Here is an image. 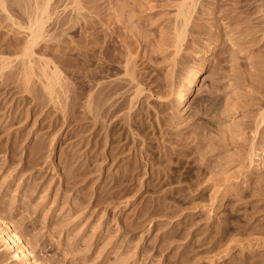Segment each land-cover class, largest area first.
I'll return each instance as SVG.
<instances>
[{
  "label": "rangeland",
  "instance_id": "rangeland-1",
  "mask_svg": "<svg viewBox=\"0 0 264 264\" xmlns=\"http://www.w3.org/2000/svg\"><path fill=\"white\" fill-rule=\"evenodd\" d=\"M6 2L0 225L21 235L32 261L264 264V167L249 157L254 143L264 155V122L254 132L264 112V0H195L180 48L188 1L94 0L63 28L59 21L77 18L72 0H53L27 89L18 56L28 32L14 22L34 2ZM204 61L206 74L177 110L190 68ZM46 62L59 70L52 91ZM90 98L104 107L88 111ZM227 246L233 256L217 262ZM5 247L0 235V264H22Z\"/></svg>",
  "mask_w": 264,
  "mask_h": 264
},
{
  "label": "bare ground",
  "instance_id": "bare-ground-1",
  "mask_svg": "<svg viewBox=\"0 0 264 264\" xmlns=\"http://www.w3.org/2000/svg\"><path fill=\"white\" fill-rule=\"evenodd\" d=\"M52 1L53 0H33V2H34L33 8H32L33 10L29 11L30 8L27 10L29 12L26 14L27 15L26 19L24 21L23 20H20V21L16 20L14 22V25H16L20 29L28 32V33L26 32L28 39L25 42V47H24V49L22 48L23 51L20 54V56H18L21 58V62H22V65H21L22 69H20V70H22V73H23L22 75H23V82L25 85V89L28 88L31 76H33V67L34 66L32 67V63L34 62L33 61L34 59L32 58V56L35 53L34 48L37 47L43 40H45L46 37L49 38V36H50V35H48V36L46 35V34H48L47 29H46L48 27H46L47 26L46 24H48V22H50L52 20V17L54 15L50 11V5H51ZM93 1L94 0H72V9H73V12L77 15V18H71V17H69V19L66 18L67 20H69L67 22H65L66 20L65 21L64 20L59 21L60 23L62 22V24H60V26L63 27V25L65 23H66V25L68 23L78 24V16L80 15L81 11L85 9L86 4L92 3ZM187 1H188V3H187ZM7 3H11V2H6V0H0V8L2 9V11H6ZM185 3H187V4L182 3V6L180 7V11H179L180 12L179 15L182 18V20H181L182 24L180 23L181 27L179 25V27H178L179 29H176V30H178V32L176 31V33H177V47L178 48L183 46V43L185 41L187 27H188L189 21L191 20L190 18H191V13L193 11L194 4H195V0H185ZM15 4H17V2H15L14 5ZM188 4H189L190 8L192 6L191 12H189V9L187 6ZM185 5L187 6L188 11L186 10ZM19 7H20V5H19ZM22 7H24V6L22 5L21 8ZM30 7H32V6H30ZM66 7H68V6L66 5L64 7L65 10H66ZM8 15H9V12H8ZM11 21H14V20L11 18ZM71 26H73V25L71 24ZM51 38H52V36H51ZM220 46H221V43H220V39H219L216 42H214L212 48L210 49L208 56H212L215 53H217ZM195 57L197 60H201L202 57H204V56L202 54H197V55H195ZM209 60L210 59H208L207 61H209ZM208 67H209L208 62L204 61V63H202L198 68H196V69H194V68L192 69V67L190 68L191 70L189 71V74H187V76H188L187 81H186L187 83L184 84L185 88L182 89V91H180L179 95H178L179 100L175 106L177 110L182 111L183 109L186 108L188 102L191 99L190 95H191L192 91L195 90L196 87L199 86V83H200V81H202V77H204V75L206 74ZM48 69L51 70L50 68H48V63L46 62L44 64V67L42 68V72H43L42 76L48 81L47 84L44 83L45 89H49V91L50 90L52 91L53 86H54V85L52 86V82L54 80H56V81L58 80L59 70H57V68H55L51 71V73H49ZM93 98H94V96H93ZM92 101L93 100L91 98L88 101V109H89L88 111H91L93 108H96V107L99 109L101 108V106L99 107V105H102V103L101 104L97 103L98 105L95 104L96 105V107H95L93 105ZM103 104H105V103H103ZM92 105L94 106L93 108H92ZM102 107H104V106L102 105ZM96 112H97V109H96ZM260 115H261V117H260L261 119L259 118L260 122H258V124L256 125V130H254V132H256V134L258 133L260 125H262V123L264 122V112H263V114L261 113ZM252 137H253V140L257 141L256 135L252 136ZM254 144L253 145L251 144V147L249 148L250 154L248 153L250 156L249 155L248 156L251 158L256 157V159L258 160L256 169L260 170L264 167V155L260 154V152H257L255 150L256 148H254ZM255 146H257V145H255ZM263 150H264V143H263ZM262 152L264 153V151H262ZM248 160L251 164L252 159L249 158ZM229 182L228 183L223 182V183H226L224 188L227 190H226V192H224V196H223V199L221 201L220 207L223 206V204H224L223 202L226 198H228V197H230L236 193V191L238 190V187L240 186L241 180H236L235 182L232 181L233 183H231V181H229ZM0 235H1V238L4 240V242L6 243V247H5L6 250H9V251L14 250L15 253H14L13 258L15 260H19V262H21L22 264H43V263H36L35 261H32V259L30 257L31 251L28 248V246L26 245V243L23 240V238L21 237V235L17 231L10 229V227H8L7 224L3 223L0 225ZM230 247L231 246H229V247L227 246V248H225V250H224L225 252H223L222 254H218L216 256L215 260L217 262L221 263L223 260L232 257L233 251H232V248H230Z\"/></svg>",
  "mask_w": 264,
  "mask_h": 264
}]
</instances>
